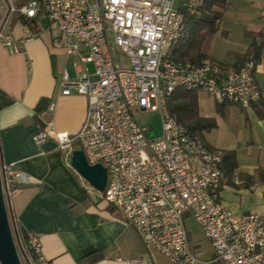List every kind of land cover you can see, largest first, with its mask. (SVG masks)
<instances>
[{
  "label": "built area",
  "instance_id": "built-area-1",
  "mask_svg": "<svg viewBox=\"0 0 264 264\" xmlns=\"http://www.w3.org/2000/svg\"><path fill=\"white\" fill-rule=\"evenodd\" d=\"M195 5L192 0L178 7L173 0H29L21 5L7 0L0 3V44L19 52L31 39L12 34L10 23L17 14L27 20L43 14L52 22V43L67 59L73 58L75 70L71 77L63 69L61 94L85 96L87 113L74 134L57 131L48 121L32 138L37 143L55 140L69 159L73 149L81 148L90 164L106 167L103 199L125 217L148 250L159 251L171 264H264V213L237 216L223 203V152L208 149L166 108L176 88L200 90L241 107L264 100L253 59L235 65L211 59L194 64L171 55L183 29V9ZM115 48L128 58V65L115 62ZM156 110L162 120L158 135L135 114ZM0 180L6 200L24 175L13 164L0 162ZM261 192L264 198V185ZM184 212L207 238L209 259L191 250ZM20 246L26 252L24 264H35L32 254L37 263H47L35 235L20 240Z\"/></svg>",
  "mask_w": 264,
  "mask_h": 264
},
{
  "label": "crops",
  "instance_id": "crops-1",
  "mask_svg": "<svg viewBox=\"0 0 264 264\" xmlns=\"http://www.w3.org/2000/svg\"><path fill=\"white\" fill-rule=\"evenodd\" d=\"M183 1L173 3L178 7ZM42 16L30 21L17 16L11 21L14 37L31 36L19 52L0 44V90L11 99L0 109V162L13 164L24 175L7 198L15 223L39 239L41 255L47 261L41 264H128L134 259L141 264H171L159 251L145 247L125 217L103 199V193L75 171L55 140H33L32 135L48 121L57 131L74 134L87 113L85 96L61 94L62 71L73 58L67 59L62 49L54 47L56 32L50 21L38 22ZM218 26L210 38L211 50L214 41L219 47L222 42L230 56L207 59L229 63L226 65L249 59L252 36L264 35V0H228ZM255 81L264 96V47L256 62ZM210 97L211 115L201 113L198 106L200 116L215 121L208 149L233 151L236 160L230 175L221 174V200L237 216L264 213V100L241 107ZM41 99H46V107L37 113ZM228 103L240 111L226 112ZM97 254L102 257L96 259Z\"/></svg>",
  "mask_w": 264,
  "mask_h": 264
},
{
  "label": "trees",
  "instance_id": "trees-1",
  "mask_svg": "<svg viewBox=\"0 0 264 264\" xmlns=\"http://www.w3.org/2000/svg\"><path fill=\"white\" fill-rule=\"evenodd\" d=\"M29 0H18L17 5H21ZM42 1V0H40ZM228 5V0H199L194 7L183 9V29L173 43L171 55L177 59L188 60L194 64H201L207 60L206 47L213 34L219 29V22L222 20L224 10ZM20 15H15L14 17ZM13 17V19H14ZM30 21V20H29ZM26 20V22H29ZM32 26L33 24L29 22ZM264 47V35L255 33L249 44L248 53L250 58L256 63L259 58L260 50ZM46 99H41L37 106V113L45 109ZM11 99L0 90V109L9 105ZM167 111L174 116L177 121L183 124L188 132L200 138L204 130L215 126L212 118H206L199 115L198 110V93L196 90H188L184 88H176L166 99ZM220 172L230 175L231 171L236 167L235 154L233 151L223 153L220 163ZM6 211L9 225L13 235V239L22 259L26 256V252L21 249L20 240L26 241L28 235L18 227L15 223L13 215L8 207L7 199L5 200ZM98 255V254H97ZM98 255L96 259L101 258ZM35 264L36 254H32ZM95 259V260H96Z\"/></svg>",
  "mask_w": 264,
  "mask_h": 264
},
{
  "label": "rangeland",
  "instance_id": "rangeland-1",
  "mask_svg": "<svg viewBox=\"0 0 264 264\" xmlns=\"http://www.w3.org/2000/svg\"><path fill=\"white\" fill-rule=\"evenodd\" d=\"M7 0H0V3L6 4ZM195 1V0H194ZM38 22L44 24H47L49 21L45 16L39 17ZM50 23V22H49ZM51 25L52 22H51ZM17 27H21L17 25ZM217 41L213 43V48L211 50V40L209 41L208 48L206 49V55L211 58V56L214 57H223V56H230L225 54L224 45L221 42V47L219 45H216ZM113 57L116 63H119L120 65H128L129 60L128 58L121 52L119 48H115L112 51ZM220 62V61H218ZM229 62V61H225ZM229 64V63H225ZM66 69L68 70L71 77L74 75V68L72 65V62H68L65 65ZM89 71L91 72L93 70V67L91 64L88 65ZM198 106L201 113L204 114H210L211 115V97L205 95L202 91L198 90ZM229 109H238L233 104H226L225 110L226 112ZM136 117L140 124L146 126L149 128V131H154L156 135L160 134L162 131V120H161V114L159 110L156 111H147V112H140L136 111ZM200 139L203 141L205 146L207 148H211V128L204 130L201 135ZM223 181H227V176H222ZM183 224L187 233L189 246L193 253H195L197 256H199L202 259H209L212 257V248L207 240V238L204 236L202 230L200 229L199 225L195 221V219L192 217V215L189 212H184L182 215ZM21 263L24 264L23 259L20 257Z\"/></svg>",
  "mask_w": 264,
  "mask_h": 264
},
{
  "label": "water",
  "instance_id": "water-1",
  "mask_svg": "<svg viewBox=\"0 0 264 264\" xmlns=\"http://www.w3.org/2000/svg\"><path fill=\"white\" fill-rule=\"evenodd\" d=\"M152 135V133H150ZM70 165L89 185L103 192L107 181V170L101 163L90 164L81 148L71 152ZM0 263L22 264L8 221L5 199L0 180Z\"/></svg>",
  "mask_w": 264,
  "mask_h": 264
}]
</instances>
